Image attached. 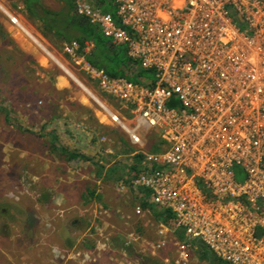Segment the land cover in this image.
Wrapping results in <instances>:
<instances>
[{"label":"built area","instance_id":"2783aa9c","mask_svg":"<svg viewBox=\"0 0 264 264\" xmlns=\"http://www.w3.org/2000/svg\"><path fill=\"white\" fill-rule=\"evenodd\" d=\"M110 1L122 27L98 6L75 11L152 78H111L78 56L74 41L63 52L128 115L95 95L131 144L141 145L140 131L157 133L160 152L138 150L142 171L132 184L174 217L157 231L158 248L176 240L164 263L188 264L200 243L226 264H264V0Z\"/></svg>","mask_w":264,"mask_h":264},{"label":"rangeland","instance_id":"374dc122","mask_svg":"<svg viewBox=\"0 0 264 264\" xmlns=\"http://www.w3.org/2000/svg\"><path fill=\"white\" fill-rule=\"evenodd\" d=\"M52 1L60 10V27L78 4L98 6L94 0ZM5 8L23 14L34 30L18 18L14 23L18 20L32 36L11 24ZM0 10L10 19L0 12V264H165L177 253L174 237L158 248L154 214L142 208L136 213L138 197L143 198L138 188L122 189L118 174L104 175L115 164L130 165L141 151L159 153L156 131H140L141 145L131 144L94 102L95 95L110 110L128 115L77 67L68 69L88 89L80 83L78 88L72 76L76 84L58 90L55 80L62 72L53 57L63 62V41L36 20L24 0H0ZM118 49L124 55L122 46ZM52 135L59 148L80 160L67 161L53 151ZM97 166L103 167L100 178ZM188 255V264H211L194 244ZM214 257V264H224Z\"/></svg>","mask_w":264,"mask_h":264},{"label":"trees","instance_id":"16d2710c","mask_svg":"<svg viewBox=\"0 0 264 264\" xmlns=\"http://www.w3.org/2000/svg\"><path fill=\"white\" fill-rule=\"evenodd\" d=\"M94 2L98 5L103 13L110 14L113 17L116 25L121 26L116 15V6L114 2H111L110 0H94ZM32 10L36 15V20L42 22L45 28L50 29L56 38L62 41L76 42L79 46L78 54L81 57L83 56L91 66L103 70L104 73L109 77H123L133 83H144V80L147 78V76L152 78L151 71L142 70L137 61H134L127 56V50L124 45H119L122 46L124 50V55L120 56V51L118 49L119 46L114 45L109 39L104 37L100 28L91 24L85 16L77 15L75 7L71 13L72 17L68 20L67 24L63 25L62 27H60L61 17L59 12L56 13L44 8L37 9L33 6V3ZM71 30H75L77 34H70ZM86 44L92 46L89 52L85 51L87 48ZM18 128L22 130L20 127ZM23 131L27 132L25 129H23ZM28 133L30 135L34 134L31 131H28ZM53 135L51 137H53ZM153 142H155V146H153L156 148L157 141L153 139ZM50 146L52 147L53 151H59L60 154L66 155L67 161L80 160L81 158L78 154H74L73 152L67 151L66 149L64 150L63 148H59V146H57L55 143V136L53 137V141ZM130 159L132 160L130 165L127 164L122 166L115 164L112 167H109L104 175L111 179L114 177V175L118 174L116 180L123 183L124 187L129 186L132 188V180L142 171V155H133V157ZM1 168L3 167L1 166L0 169ZM95 171V175H98L96 178H100V173L103 172V167L97 166L95 167ZM234 176L237 182H241L244 178L242 170L238 167H235ZM138 191H140V193L143 195V198L138 197L140 201L139 207L144 210H150L154 214V219L158 224L170 225L172 227L174 223L173 215L169 211L159 209L154 210L148 201L147 192L142 189H138ZM89 196H94V191H90ZM175 232L179 240L183 239V234L181 231L176 230ZM194 245L196 246L197 250H199V255L202 259L214 264L213 259L215 257L213 253H211L204 245L200 243H196Z\"/></svg>","mask_w":264,"mask_h":264},{"label":"crops","instance_id":"0c3cea01","mask_svg":"<svg viewBox=\"0 0 264 264\" xmlns=\"http://www.w3.org/2000/svg\"><path fill=\"white\" fill-rule=\"evenodd\" d=\"M44 1V2H43ZM24 2H25V7H30V12H32V3H33V6L34 7H36L37 9H42V8H44V9H46V10H50V11H53V12H56V13H58L60 10H56L55 8H56V3L54 2V1H52V0H24ZM45 5H48V6H45ZM3 7V6H2ZM20 8V7H19ZM4 11L6 12V13H8L10 16H11V18L13 17V19L14 18H18V20L22 23H26L30 28H31V30L33 29L32 28V26L28 23V21H26L25 20V18H24V16H23V14H20V15H17V16H14V15H12L11 14V12H9L6 8L4 9ZM4 11H1L0 10V12H2L3 14H5L4 13ZM25 11L27 12L28 11V9L26 10L25 9ZM6 15V14H5ZM7 16V15H6ZM32 15H29L28 14V19H29V21L32 23ZM7 18L9 19V17L7 16ZM10 20V19H9ZM38 21V20H37ZM11 22V24L12 25H14L15 27H17V23H14V22H12V21H10ZM39 22V21H38ZM40 24H42L41 22H39ZM43 25V24H42ZM34 30V29H33ZM38 35H39V33L38 32H36ZM70 34H73V35H76L77 34V32L75 31V30H71V32H70ZM26 35V34H25ZM31 35V34H30ZM32 36V35H31ZM32 40H33V42L35 41L33 38H32ZM62 41V40H61ZM70 41H63L62 43H69ZM63 45V44H62ZM87 45V44H86ZM91 45H88L87 46V48H86V52H89V50L91 49ZM62 48V47H61ZM61 59L63 60V62L62 61H60L61 63H63V65L65 66V68H63L64 66H61V65H59L58 67H59V69H60V71L62 72V75L60 76V77H57L56 78V80H55V84H56V87L58 88V90H60V89H62V88H68L69 86H70V83H73V84H76L77 83V86H78V88H79V83L81 82L80 80H79V78H76V76L74 75V73L72 72V71H70L69 69V67H77L78 69H79V67L77 66V65H75V64H73L72 62H71V59H70V57H68L67 55H65V53L63 52V50H62V54H61ZM57 67V68H58ZM71 72V75H70V72L69 71H67V69ZM66 70V71H65ZM80 71V70H79ZM64 73V74H63ZM69 74V75H68ZM75 77L76 78V81L73 79V77ZM72 80V81H71ZM76 82V83H75ZM158 227H160V224H159V226ZM195 249H197V248H195Z\"/></svg>","mask_w":264,"mask_h":264},{"label":"bare ground","instance_id":"6f19581e","mask_svg":"<svg viewBox=\"0 0 264 264\" xmlns=\"http://www.w3.org/2000/svg\"><path fill=\"white\" fill-rule=\"evenodd\" d=\"M17 22V24L18 25H20L21 27H22V29L25 31V33L29 36L30 34H29V32L25 29V27L22 25V24H20V22L17 20L16 21ZM33 38V37H32ZM31 38V39H32ZM34 39V38H33ZM34 40H36V39H34ZM53 59H54V61H56V62H58V64L59 65H61V66H64L58 59H56L55 57H53ZM63 68H65V66L63 67ZM87 89V88H86ZM207 249V248H206Z\"/></svg>","mask_w":264,"mask_h":264}]
</instances>
